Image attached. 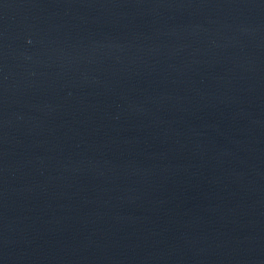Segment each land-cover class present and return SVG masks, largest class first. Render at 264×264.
I'll return each instance as SVG.
<instances>
[{
	"label": "water",
	"instance_id": "water-1",
	"mask_svg": "<svg viewBox=\"0 0 264 264\" xmlns=\"http://www.w3.org/2000/svg\"><path fill=\"white\" fill-rule=\"evenodd\" d=\"M0 264H264V0H0Z\"/></svg>",
	"mask_w": 264,
	"mask_h": 264
}]
</instances>
